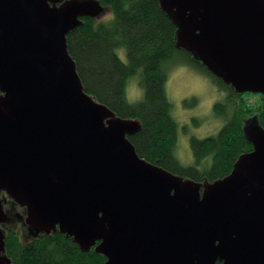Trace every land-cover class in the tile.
<instances>
[{
  "label": "water",
  "instance_id": "obj_1",
  "mask_svg": "<svg viewBox=\"0 0 264 264\" xmlns=\"http://www.w3.org/2000/svg\"><path fill=\"white\" fill-rule=\"evenodd\" d=\"M159 3L177 48L264 101V0ZM107 11L98 0H0V264H12L9 200L30 234L59 232L105 264H264V127L245 121L253 150L213 182L141 158L129 139L140 122L87 93L69 52V34Z\"/></svg>",
  "mask_w": 264,
  "mask_h": 264
},
{
  "label": "trees",
  "instance_id": "obj_2",
  "mask_svg": "<svg viewBox=\"0 0 264 264\" xmlns=\"http://www.w3.org/2000/svg\"><path fill=\"white\" fill-rule=\"evenodd\" d=\"M98 1L114 14L115 21L105 23L102 19L85 18L83 25L68 36L69 52L77 62L86 92L118 117L140 122L141 130L129 139L141 158L195 182H213L228 176L238 158L253 150L244 135L245 121L255 117L264 127V109L246 114L241 120L238 118L237 114L244 110H241V104L234 102L243 94H237L214 77L201 63L193 60L192 54L177 48L178 28L162 10L159 0ZM125 4L131 6L127 11ZM121 47L127 50V66L114 51ZM184 60L205 72L222 91L229 93L225 104L230 108L224 111L223 104L217 105L215 110L219 115H229L228 120L231 118L217 134L203 141L196 137L190 139L195 159L191 165H185L177 158L179 128L166 91L171 67ZM141 68L143 72L138 78L140 87L145 90L144 100L130 105L125 98V87L130 78L137 77ZM262 106L264 108L263 98ZM5 208L9 221L3 226L4 254L12 264H105L106 258L94 249L84 253L72 238L59 232L33 238L23 227V218L16 215L24 228L25 240L28 238L24 241L23 232L11 228L18 220L12 214V201L9 200ZM23 210L22 217L26 211Z\"/></svg>",
  "mask_w": 264,
  "mask_h": 264
},
{
  "label": "rangeland",
  "instance_id": "obj_3",
  "mask_svg": "<svg viewBox=\"0 0 264 264\" xmlns=\"http://www.w3.org/2000/svg\"><path fill=\"white\" fill-rule=\"evenodd\" d=\"M108 13L110 12L107 11L106 14ZM177 63L170 69L166 91L174 106L173 112L178 123L179 131H182L186 136L191 135L192 130L199 129L208 130L209 134L207 137L217 134L226 123L229 124L231 121V118L228 120L229 115H219L215 110L217 105L223 104L224 111L230 108L229 104H225L226 100L228 101L229 99V93L222 91V88L218 86L213 78L204 74L205 72L200 69L197 70L196 67L190 65L189 61L184 60V62L179 63L178 61ZM262 98L260 94L252 93L243 94L242 98L236 97L234 103L241 104V110H244V112L237 114L238 118L241 120L246 114L262 112L264 109L262 106ZM230 111L231 109L229 110V114L231 113ZM192 137L195 136L193 135ZM191 149L190 143L192 159L189 160L185 157L183 161L185 165H191L195 162ZM178 151L179 146L177 147L176 155ZM22 212L18 208L12 210L14 217ZM19 222V219L15 220L11 228L14 231L23 232L21 236L26 241L28 238L25 240L24 228H22L23 223L21 222V225Z\"/></svg>",
  "mask_w": 264,
  "mask_h": 264
},
{
  "label": "clouds",
  "instance_id": "obj_4",
  "mask_svg": "<svg viewBox=\"0 0 264 264\" xmlns=\"http://www.w3.org/2000/svg\"><path fill=\"white\" fill-rule=\"evenodd\" d=\"M131 6L128 4L124 5L125 11H127ZM103 22L108 23L111 21H115V16L112 13H108L102 17ZM120 61L125 64V66L128 65L127 60V50L123 47L115 49L114 50ZM143 69H139L137 77L130 78L129 82H127L125 87V98L128 104L134 105L138 102H142L144 100L145 96V90L139 86V73H142ZM209 132L205 129H199V130H192L191 135L186 136L183 134L182 131L178 130V146L179 151L177 154V158L183 163L185 157H187L189 160L192 159V155L190 152V139L191 136H195L196 139L203 141L207 138ZM208 160H211V157L208 158Z\"/></svg>",
  "mask_w": 264,
  "mask_h": 264
},
{
  "label": "flooded vegetation",
  "instance_id": "obj_5",
  "mask_svg": "<svg viewBox=\"0 0 264 264\" xmlns=\"http://www.w3.org/2000/svg\"><path fill=\"white\" fill-rule=\"evenodd\" d=\"M7 203H8V202H7ZM12 203L14 204V210L18 208L20 211H24V210H23L24 208H21L20 206L18 207V205H16L14 202H12ZM17 216H19V217L22 219V215L19 214V215H17ZM33 233H34V232H33ZM31 235H32V234H31ZM40 236H41V235H40ZM32 237L34 238L35 236L32 235ZM38 237H39V236H38ZM217 264H224V262H223V261H218Z\"/></svg>",
  "mask_w": 264,
  "mask_h": 264
}]
</instances>
